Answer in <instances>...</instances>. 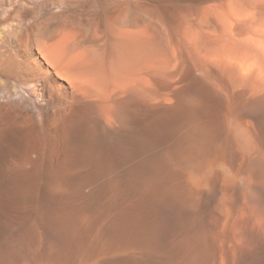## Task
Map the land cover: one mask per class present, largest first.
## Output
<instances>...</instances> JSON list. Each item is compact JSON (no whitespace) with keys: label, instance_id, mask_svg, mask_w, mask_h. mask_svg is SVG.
I'll return each instance as SVG.
<instances>
[{"label":"bare ground","instance_id":"obj_1","mask_svg":"<svg viewBox=\"0 0 264 264\" xmlns=\"http://www.w3.org/2000/svg\"><path fill=\"white\" fill-rule=\"evenodd\" d=\"M94 172L175 176L178 205L130 235L59 223L23 264H264V0H0V247ZM177 211L204 227L165 247Z\"/></svg>","mask_w":264,"mask_h":264},{"label":"rangeland","instance_id":"obj_2","mask_svg":"<svg viewBox=\"0 0 264 264\" xmlns=\"http://www.w3.org/2000/svg\"><path fill=\"white\" fill-rule=\"evenodd\" d=\"M118 154H119V152H117V151L113 152V156H117ZM111 161H113V163H115L114 160L108 159V160H104V161L103 160L96 161L95 163H93L91 165H95V166H99V167H105V166L111 164ZM144 165H146V164H144ZM141 175H144L143 178ZM141 175L135 174V176H134V174H132V175H127V176L126 175L120 176V175L106 174V173H102V172L83 173V174L82 173H79V174L76 173V174H71V175H65L62 178L64 186L61 188H58V189L52 190V191H46V190L37 191L35 194V198L37 197V199H36L37 202L34 205V207L31 208L32 210H29V212L24 211L27 214L22 212V216H23L22 220L24 219V221H23V228L24 229L22 228L20 235L16 238V240H13V242H12L13 244L9 243L6 246L4 245V246L0 247V264H23L29 257L39 256V254L43 250L42 247H45L44 243L46 244V240H47L46 238L47 237L49 238L50 236H52L51 233L52 234L57 233V232L59 233L60 230L57 228V226L59 223H62V222L65 223V221L66 222H68V221L69 222H78V221L85 220L88 222V224L91 227H93L97 223L104 222L107 224H115L116 227L118 226L117 228H119V226L121 228V226H124L123 225L124 223L128 222L127 223L128 224L127 229L125 228L126 224L123 228H121V229H124L125 233L127 232L126 235H130L133 231H138L139 233H141V232H143V228L145 226H147L148 224H150V225L162 224L166 220V216L168 214L165 212L163 213L160 210L158 211L157 210V208L159 207L158 204L162 201L161 204H159L161 206L163 204H167L165 201H168V203H175L178 205V199H177L178 194L176 195V193H178V191L176 192V190H178L177 189L178 188L177 187L178 182L176 183L177 188L174 185L175 183H172V181L174 182V180L176 182V180L178 178L175 176H163L161 178V176H159L157 174H148L147 175L146 173L141 174ZM130 176H132V177H130ZM149 176L151 178H149ZM148 178L150 179L149 180L150 182H146V181H148ZM165 180H166V184H165ZM115 182H116V184H115ZM148 183H150L151 186L150 185L147 186ZM155 183L157 185H158V183H160L159 186H162V188H160L159 190H161V191L154 190L155 187H159ZM170 183H172L174 185V186L173 185H171V186L176 188V189L174 188L175 191H173L174 190L173 189L172 191L169 192V190L171 189ZM124 186H126V187H124ZM167 186L170 189H167ZM133 189L135 192L133 191ZM163 189L165 191L168 190L167 193ZM151 190H154V192L155 191L156 192L153 193V191H151ZM149 191H151L152 193ZM163 191H164V193H161ZM145 192H148L150 194L145 193ZM157 192L161 193L160 197L157 196L158 195ZM168 192H169V195L166 196L165 193L168 194ZM174 192H176V193H174ZM213 192H212V196L215 195L214 190H213ZM155 194H156L157 198L155 197ZM172 194H173L174 198L176 196L177 197L175 199L172 198L173 197ZM146 195H148V197H146ZM163 196H164V198H163ZM127 197L129 198V200ZM165 198H166V200H164ZM169 198H171V200ZM203 201L204 202L209 201V198L202 196V199H199V201H196L195 205L199 206ZM163 202H165V203H163ZM197 202H200V203H197ZM155 204H157V206ZM120 206L122 209L121 208L118 209V207H120ZM139 206H140V208H139ZM153 206H156V207L153 208ZM115 207H117V208H115ZM141 207H144V208H141ZM120 209L123 212H121ZM135 209L137 210L138 214L140 213L139 215H141V216H137L138 214L136 215ZM142 209H143V211H142ZM144 210H145V212H144ZM117 211L120 212V214H118ZM155 211H156V213H155ZM30 212H33V213L30 214ZM141 212H144V214ZM133 214H134V216H133ZM177 214H178V211L174 214V217H177L176 218L177 221L175 222V219L173 217L172 222L173 221L174 222L173 223L171 222L174 226L177 223V227L173 226L174 229H171L173 227H171V223H170V225L167 227L166 231H164L163 228L158 230L159 234L161 235L160 240L165 247H167V246L173 247V246H175V244H177L178 233H184V234L186 233L189 235V233L191 234L192 232L200 231L204 227L203 218L200 215V213H198L196 215L194 220H193V218H189V217L181 218L180 219L181 222L179 221V225H178V215ZM24 215L26 218L24 217ZM114 215H115V217H114ZM116 215H118V216H116ZM119 217L121 220L119 219ZM122 217H124V218L122 219ZM130 217L132 218L131 220H130ZM114 218H116V219L118 218L117 220L119 222ZM141 218H142V220H141ZM133 219H134V221H133ZM184 219H186V221ZM72 220H74V221H72ZM115 220H116L117 224H116ZM123 220H124V222H123ZM189 220H191L192 223H189ZM129 221H130V223L131 222L132 223L130 224ZM138 221H140V222L138 223ZM182 225L186 228H184ZM194 225L196 226L197 229L194 227ZM131 226H133V227H131ZM161 226H163V224ZM120 228H119V230H120ZM128 229H130V230H128ZM175 229H176V231H175ZM52 230H54V232ZM172 230H174V231H172ZM183 230H184V232H183ZM129 231H130V233H129ZM185 231H187V232H185ZM47 234L49 236H47ZM43 239H45V240H43Z\"/></svg>","mask_w":264,"mask_h":264}]
</instances>
